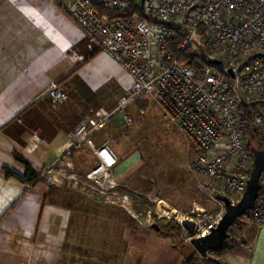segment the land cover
Here are the masks:
<instances>
[{"label":"built area","instance_id":"built-area-1","mask_svg":"<svg viewBox=\"0 0 264 264\" xmlns=\"http://www.w3.org/2000/svg\"><path fill=\"white\" fill-rule=\"evenodd\" d=\"M53 1L130 73L133 84L105 116L85 111L86 118L67 133L68 145L45 166L44 180L60 189L89 188L122 205L139 225H154L152 211L140 219L120 190L126 185L116 175L119 157L110 130L116 118L134 123L130 105L145 112L153 101L189 140V169L209 203L180 208L154 194L149 199L157 204L155 216L180 225L186 243L209 235L227 211L219 195L237 204L246 191L253 136L264 150V0ZM52 93L58 101L67 97L59 86ZM99 131L101 144L95 140ZM83 144L97 162L81 174L74 152ZM241 217L264 226V169L257 199ZM185 220L194 223L193 233L182 225Z\"/></svg>","mask_w":264,"mask_h":264},{"label":"crops","instance_id":"crops-1","mask_svg":"<svg viewBox=\"0 0 264 264\" xmlns=\"http://www.w3.org/2000/svg\"><path fill=\"white\" fill-rule=\"evenodd\" d=\"M84 84L94 94L81 92L83 105L88 96L104 93L113 97L110 108L131 88L133 78L114 57L96 48L55 1L0 0V264H62L77 193L57 189L44 178L28 183L7 177L5 167L25 175L21 157L43 174L78 123L76 110L67 104L57 116L44 117L43 101L58 85L70 90ZM138 109L130 105L127 110L134 114ZM121 122L125 125L122 118L116 119L110 130L115 135L111 147L119 157L116 175L124 180L137 159L127 155L121 160L116 144ZM95 140L103 142V131ZM74 158L75 171L81 174L97 162L85 144L75 150ZM248 228L251 241L242 263L264 264V226ZM128 231L134 246L144 250L143 264H181L172 236L145 224Z\"/></svg>","mask_w":264,"mask_h":264},{"label":"rangeland","instance_id":"rangeland-1","mask_svg":"<svg viewBox=\"0 0 264 264\" xmlns=\"http://www.w3.org/2000/svg\"><path fill=\"white\" fill-rule=\"evenodd\" d=\"M95 46L99 48L96 44ZM58 86L67 94L64 101H58L57 97L53 96L52 92ZM58 86L54 87L48 99L43 101L44 117L57 116L61 106L67 104V108L76 110L78 126L86 118L85 111L98 119L117 104L116 101L110 108H106L111 105L110 98L113 97L103 93L88 96L86 105H83V96L80 93L85 91ZM147 102L152 104L148 112L147 105L145 112L138 109L136 113L130 114L134 118L131 126L122 122L118 124L121 126L119 132L123 130L116 141L121 160L127 155H135L138 160L134 171L127 178L118 179L126 185L120 187V190L130 199L133 211L141 213L140 219L144 220L151 210L155 224L160 227L155 229L161 230V227L175 222L157 219V204L151 201L149 196L158 195L180 208H190L195 203L209 207V203L199 191L197 178L189 169L193 155L189 140L163 117V112L156 102ZM74 128L75 126L72 127ZM88 162L91 167L94 159L90 158ZM66 191L77 193V202L62 264H143L144 250L134 246V240L128 234L127 215L137 221L128 210L118 203L105 202L100 194L89 188ZM251 225L253 224L240 217L230 228L231 236L223 247L210 251L206 256L200 254L192 244L183 241V244H186L184 264H189L187 262L191 257V264H244L242 261L251 241L247 231ZM152 227L154 228V225Z\"/></svg>","mask_w":264,"mask_h":264},{"label":"water","instance_id":"water-1","mask_svg":"<svg viewBox=\"0 0 264 264\" xmlns=\"http://www.w3.org/2000/svg\"><path fill=\"white\" fill-rule=\"evenodd\" d=\"M251 151L254 155V167L242 199L237 204H232L229 197L219 195L220 199L225 202L227 208L224 217L209 235L192 240V245L203 256H206L210 251H215L223 247L226 240L230 237V228L232 225L253 207L257 199L260 190V177L264 169V150L259 147H252ZM182 225L190 233H193L195 225L192 221L185 220ZM154 228L160 229L157 224H154Z\"/></svg>","mask_w":264,"mask_h":264},{"label":"trees","instance_id":"trees-1","mask_svg":"<svg viewBox=\"0 0 264 264\" xmlns=\"http://www.w3.org/2000/svg\"><path fill=\"white\" fill-rule=\"evenodd\" d=\"M131 13H132V11L127 13V14H131ZM123 15H125V14H123ZM80 89L85 91V92H88L90 94H94V92L90 88H88L85 84L82 87H80ZM252 147H260L256 136H253L251 139L250 148H252ZM20 160H22L24 162V164L26 165V168H27L26 174L22 176V175L16 173L15 171L11 170L10 168L5 167V172H6L7 177H11V176L17 177L21 181L28 182V183H35V182L43 179L42 173L35 171L32 168V166L27 161L22 159L21 157H20ZM127 217H128L127 218V227L130 228L132 231H135L137 229V227L139 226V223L137 221H135V219L129 217L128 215H127ZM159 231H162L163 233H166V234L173 237L174 246L180 250V253L182 256L181 264H184V258L183 257L185 255L184 249L186 247L185 246L186 244H183L184 239L180 238L181 237L180 236L181 235L180 225H178L177 223H172L169 226L161 227V230H159ZM230 236H231V231H230ZM192 260H193V258L191 257L187 263L191 264ZM62 262H63V260H62Z\"/></svg>","mask_w":264,"mask_h":264}]
</instances>
